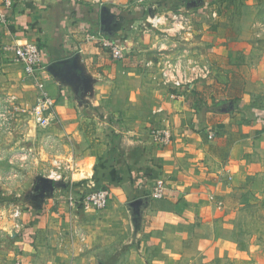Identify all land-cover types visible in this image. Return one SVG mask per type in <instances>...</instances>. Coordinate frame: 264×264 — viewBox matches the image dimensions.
I'll list each match as a JSON object with an SVG mask.
<instances>
[{
  "label": "crops",
  "instance_id": "crops-1",
  "mask_svg": "<svg viewBox=\"0 0 264 264\" xmlns=\"http://www.w3.org/2000/svg\"><path fill=\"white\" fill-rule=\"evenodd\" d=\"M108 1L114 0H102L100 3L95 0H15L10 11L8 28L0 29V89L11 91L19 85L32 89L33 96L39 94L31 80L27 81L29 83L23 80L21 66L14 61L13 53L2 49L4 43L35 42L43 52L45 67L38 74V82L43 83V91L54 99V114L56 119H61L63 132L71 134L69 141L63 142L65 148L71 152L61 155L72 160L69 182L77 183L72 190L82 193L104 185L110 193L108 205L92 216L83 209H69L64 204L66 190L59 199L65 214L78 220L89 216V222H78L83 231H87V247L78 246L72 257L68 253L57 259L58 255L53 254L48 247L50 243L41 248L36 246L37 239L43 238L41 230L44 231V226L37 235L34 225L27 228L26 233L22 231L19 241L22 247L17 260L22 264H51L56 261L59 263L63 258H71L72 262L79 264H103L101 262L117 259L123 253L121 249H118L119 255L117 250L110 251L106 248L108 244H105L104 237L96 231L100 228L106 230L103 226L108 219L121 213L120 207H117L120 204L117 200L119 197V200L124 199L125 202L143 199L134 227L137 228L134 238L137 241L139 233H142L153 252L149 257L135 254V260L139 261L140 258L142 264H196L197 260L201 264L213 260L218 264H246L242 259L244 256L237 251L233 241L223 235L226 227L225 208L221 195L223 190L219 189L223 177L233 179L234 175L228 167L229 159L234 161L239 148L236 140L226 149L224 146L227 143L221 138L207 135L212 128L223 131L222 121L225 115L218 112V108L213 105H199L210 99L220 103L221 97L214 93L223 92H212L222 76L217 66L209 65L211 75L206 80L195 83L191 92L176 99L168 95L167 90L160 84L159 77L153 78L154 85H160L161 90L151 84L152 105L148 106L147 102L146 105L148 108H152L153 104L154 106L148 110L150 121L146 124L150 129L168 127L171 130V142L164 146L155 145L151 141L150 129H145L144 125L140 127L133 123L112 121L104 112L101 115L93 110L89 115L83 111L76 114L74 111L75 103H82L84 111H90L91 102L101 100L93 90L96 81L105 77V74L99 72L100 67H95L100 65L96 63V55L102 51L100 44L95 43V36H112L121 41L125 40L129 50L135 48L132 47L135 43L131 42L129 34L130 28L139 21H130L127 14L117 8H110ZM117 1L119 4L124 2ZM103 8L107 10L105 24L100 20ZM185 16L189 21L190 16ZM203 49L199 50L200 56H203ZM126 57L121 62L123 65H115L122 77L133 75L137 78L135 82L152 79L145 78L144 75H151L155 67L133 65ZM63 61L68 62L62 64ZM133 97L131 92L129 99L126 98L125 101H132ZM127 107L110 113L115 115L116 120L126 116L140 118L139 110L134 112L132 109L127 110ZM81 120H92L97 125L107 126L106 131L99 128L100 132L96 135L98 137L87 141L89 129L81 124ZM118 123L121 126H117ZM213 132L216 130L211 131ZM75 137L82 142L74 141ZM224 158L227 159L225 163ZM216 166L219 168L214 170ZM158 181L166 187L163 199L151 198L153 186ZM113 191L118 197L112 196ZM32 201L27 205L28 212L38 213V208L35 207L37 198ZM90 230L95 237L93 241ZM122 247L123 244L119 248Z\"/></svg>",
  "mask_w": 264,
  "mask_h": 264
},
{
  "label": "rangeland",
  "instance_id": "rangeland-1",
  "mask_svg": "<svg viewBox=\"0 0 264 264\" xmlns=\"http://www.w3.org/2000/svg\"><path fill=\"white\" fill-rule=\"evenodd\" d=\"M122 1V4L116 0L108 2L110 8L130 13V21H139L130 28L129 35L131 42L135 43L132 47L135 48L129 50L126 60L129 59L131 64L162 65V61L168 59H180L182 62L190 59L212 67L217 66L219 72H222L218 86L212 89V92H223L214 93L221 97L220 103L210 99L199 105H213L225 115L222 121L223 131L212 128L210 132L216 130L212 137L221 138L227 143L224 146L226 149L236 140L239 148L234 161L229 159L228 167L234 175L233 179L221 176L223 178L219 183V189L225 192H221L226 223L223 235L233 241L237 251L244 256L242 259L246 264H264V0H165L174 3V8L163 4V0ZM204 1L208 2L205 9L201 8ZM169 12L180 17L175 25L170 20ZM185 15L190 16L189 21H185ZM154 16H164L166 21L153 26L150 20ZM95 43L99 44L97 40ZM123 43L126 45L125 40ZM202 48L203 56H200L199 50ZM96 58V63L100 65L95 67H100L99 72L105 74L93 87L94 94L99 95L101 100L89 103L90 111H84L82 103H75L76 114L83 111L91 115L94 110L102 115L104 112L112 121L133 123L140 127L144 125L145 129H150L146 124L150 121L148 110L154 104L152 108L147 105H152L151 90L153 78L158 77L157 68L152 70V76L144 75L145 78L152 77L151 80L146 78L135 82V76L126 75L124 78L115 69V65H123L121 62L124 59L114 60L103 48ZM21 76L26 82L30 80L23 73ZM154 86L161 90L160 85ZM33 92L32 89L19 85L11 91L0 89V114L4 115L0 118V264H22L17 260L22 247L19 244L22 231L26 233L27 228L34 225L37 235L44 226V231L41 230L43 238L37 239L36 246L41 248L50 243L51 247H48L53 254L58 255L57 259L68 253L72 257L78 246H88L87 231L84 232L78 222H89V216L97 215L96 212L99 211L94 208L83 209L89 216H84L82 220L64 213L59 199L64 196L65 190L68 191L70 187L75 189L77 184L69 182L71 170L66 172L68 183L51 182L49 187L42 189L39 181L50 167L51 160H65L67 157L61 153L71 152L63 145V142L69 141L71 134L63 132L61 119L55 118L47 127H40L34 122L30 111L36 95L33 96ZM131 92L135 98L126 102ZM195 104L197 107L198 103ZM126 107L134 112L139 110L140 118L126 116L116 120L112 113ZM81 121L89 129L87 141L98 137L96 135L100 132L99 128L106 131L107 126L97 125L92 120ZM117 126H121L120 123ZM74 141L82 142L78 137ZM224 155L227 158V151ZM217 168L219 166L214 167V170ZM39 194L41 195L38 196ZM112 196L118 197L114 191ZM35 198V207L39 212H28L27 205L31 200L34 202ZM118 198L120 204L117 207H120L121 213L108 219L103 226L106 230L100 228L96 233L104 237L105 244L109 245L106 248L110 251L117 252L121 249L123 253L115 260L101 263L142 264L140 258V262L135 260V254L149 257L153 250L149 249L147 238L142 233H139L137 241L134 238L137 231L134 228L135 222L138 219L133 218L129 210L131 200L125 202ZM14 208L20 209L17 217L12 215ZM32 231L36 234L35 230ZM91 239L95 240L92 231ZM122 244L123 247L119 248ZM63 259L64 262L61 260L51 264H79L72 262L71 258ZM196 264H201V261L197 260ZM204 264L218 263L213 260Z\"/></svg>",
  "mask_w": 264,
  "mask_h": 264
},
{
  "label": "built area",
  "instance_id": "built-area-1",
  "mask_svg": "<svg viewBox=\"0 0 264 264\" xmlns=\"http://www.w3.org/2000/svg\"><path fill=\"white\" fill-rule=\"evenodd\" d=\"M100 3L102 0H95ZM142 1V0H139ZM15 0H0V29L6 30L10 24V11ZM200 3V1H199ZM208 5L207 1L201 4V8L205 9ZM170 20L175 21L180 17L177 14L169 12ZM166 21L164 16H154L150 23L153 26L160 25ZM186 21V19H185ZM182 28V27H181ZM177 31L180 29H176ZM96 40L100 46L114 60H123L129 49L120 39L112 36L105 37L98 34ZM4 51L13 53L14 61L21 66L22 73L25 77L33 82L38 89L39 94L35 96L34 103L30 107V111L34 122L40 127L49 126L55 120L54 106L55 101L47 93L43 91V83L38 82L40 78L38 74L45 68L43 64V52L41 48L33 41H25L24 43H4L2 45ZM150 64V63H148ZM158 70L160 84L167 90L171 98H178L186 92H191L195 83L206 80L211 75V69L206 63H198L195 60L187 59L185 62L179 60L168 59L162 61V65H152ZM13 98V97H12ZM4 117L0 114V118ZM1 126V125H0ZM208 136L213 133L209 132ZM151 141L158 146L169 144L172 139L171 130L168 127H155L149 130ZM72 160L54 158L51 160L50 167L46 170L43 178L52 182L68 183L67 171L72 169ZM73 188H69L64 197V204L69 209H103L108 205L109 190L107 188H96L82 193L73 192ZM166 193L164 183L158 181L153 186L151 198L163 199ZM20 213L19 208H14L12 215L17 217ZM16 264H21L17 262Z\"/></svg>",
  "mask_w": 264,
  "mask_h": 264
},
{
  "label": "water",
  "instance_id": "water-1",
  "mask_svg": "<svg viewBox=\"0 0 264 264\" xmlns=\"http://www.w3.org/2000/svg\"><path fill=\"white\" fill-rule=\"evenodd\" d=\"M107 13V10L105 8L101 9V17H100V20H101V23L102 24H105L106 20H107V17H105V14ZM68 61H63L62 64H67ZM62 66H65V65H62ZM65 70L67 71L68 69L65 68ZM72 76L74 77L75 75L72 74ZM40 185L42 186V189L43 187H46V186H50L51 184V181L48 180V179H45V178H42L40 181ZM37 188L40 187V186H36ZM51 188V187H50ZM41 195V194H39ZM142 202H143V199L142 198H138V199H134L133 201H131L129 203V210L131 211V213L133 214V218H138V215H139V209L142 205ZM137 222V220H136ZM135 222V223H136Z\"/></svg>",
  "mask_w": 264,
  "mask_h": 264
},
{
  "label": "trees",
  "instance_id": "trees-1",
  "mask_svg": "<svg viewBox=\"0 0 264 264\" xmlns=\"http://www.w3.org/2000/svg\"><path fill=\"white\" fill-rule=\"evenodd\" d=\"M163 4H165V5H167L169 8H174L175 6H174V3H168V1H165V0H163ZM125 14H127V16L130 18L131 16V14L130 13H125ZM100 188H106V186H104V185H102V186H100Z\"/></svg>",
  "mask_w": 264,
  "mask_h": 264
},
{
  "label": "bare ground",
  "instance_id": "bare-ground-1",
  "mask_svg": "<svg viewBox=\"0 0 264 264\" xmlns=\"http://www.w3.org/2000/svg\"><path fill=\"white\" fill-rule=\"evenodd\" d=\"M52 182V181H51Z\"/></svg>",
  "mask_w": 264,
  "mask_h": 264
}]
</instances>
